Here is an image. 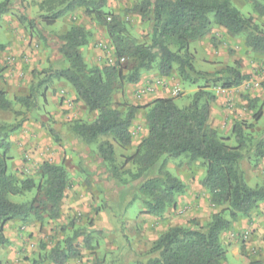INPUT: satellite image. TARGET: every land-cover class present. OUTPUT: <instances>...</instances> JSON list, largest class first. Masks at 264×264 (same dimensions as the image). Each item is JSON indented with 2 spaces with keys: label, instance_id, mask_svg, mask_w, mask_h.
Wrapping results in <instances>:
<instances>
[{
  "label": "trees",
  "instance_id": "obj_1",
  "mask_svg": "<svg viewBox=\"0 0 264 264\" xmlns=\"http://www.w3.org/2000/svg\"><path fill=\"white\" fill-rule=\"evenodd\" d=\"M248 1L254 13L264 18V1ZM106 3L107 0H43L38 3V18L46 24L78 11L92 17L105 31L116 61L103 66L87 65L80 50L89 44L91 34L81 25H72L57 37L60 61L56 68L49 66L48 74L31 85L27 96L14 100L28 112L35 107L37 90L43 84L51 80L68 84L86 111L95 114L89 123L73 122L71 133L84 145H96V156L106 167V178L120 186L116 204L119 203L121 214L133 202L139 201L143 214L161 217L167 208L174 207L185 188L182 181L169 172V161L183 157L191 163L200 162L204 175L199 185L207 192L210 203L223 209L213 213L204 225L190 220L187 226L170 227L146 253L139 255L131 251L130 255L134 264H225L227 257L221 243L222 234L240 216H248L264 202V186H248L241 169V162L250 154L256 158L264 156V131L258 138H251L245 132L244 123L236 122L231 130L236 145H227L226 139L209 126L215 96L204 87H199L191 103L182 109L173 99L163 97L142 107L124 105L123 112L115 107L113 99L122 82L137 84L144 73L152 70L167 78L175 73L181 82L190 85L200 81L205 84L221 81L223 88L236 87L245 79L244 75L235 68L221 71V77L218 72L197 71L189 45L218 27L231 38L242 37L248 50L264 57V29L244 17L233 6L232 0H136L130 12L149 26V43L138 44L129 37L120 18L112 16L107 20ZM12 6L11 0L0 2V19L11 11ZM18 22L29 28L37 26L36 19L25 15H19ZM121 61H125L124 67L120 66ZM123 68L128 69L126 74H123ZM3 70L0 66V79ZM35 74L34 78H37ZM262 103L264 105V99ZM11 109L12 102L0 90V111ZM141 110H145L146 134L132 147L131 127ZM261 117L262 112L258 110L253 119L259 121ZM26 120L28 117L23 114L20 121L0 123V246L8 243L4 231L11 221L26 222L32 218L41 221L45 214L51 220L58 218L69 184L66 169L50 162L40 166V183L31 179L18 181L8 173L10 136ZM48 133L58 140L53 129L49 128ZM101 138H110L122 148L132 147L134 152L123 157L118 167L113 144L106 139L101 141ZM127 164L133 169L119 171ZM33 190L36 196L29 202L9 200L10 196ZM77 236L75 232L63 244L52 247L48 260L52 264H66L77 258L79 253L74 246ZM31 264L39 263L32 261ZM247 264L263 263L254 259Z\"/></svg>",
  "mask_w": 264,
  "mask_h": 264
},
{
  "label": "rangeland",
  "instance_id": "obj_2",
  "mask_svg": "<svg viewBox=\"0 0 264 264\" xmlns=\"http://www.w3.org/2000/svg\"><path fill=\"white\" fill-rule=\"evenodd\" d=\"M41 1L43 0H11V11L0 19V66L4 69L0 90L12 102L11 110L0 111V123L20 121L23 114L28 117L10 136V150L7 153L9 174L18 181L31 179L40 183V166L43 162H50L66 169L69 184L58 218L51 220L45 214L41 221L32 218L26 222L15 220L7 224L4 234L8 243L0 246V264H31L32 261L52 264L48 260L51 248L57 243L63 244L75 232L79 235L74 241L79 255L66 264H134L131 251L142 255L168 228L187 226L190 220L204 225L213 213L223 208L214 207L207 192L199 185L204 175L201 163H191L180 157L168 163L169 172L181 180L185 187L174 207L167 208L161 217H153L143 214L142 204L135 201L121 214L119 203L116 204L120 186L106 178V167L96 156V145H84L71 133L73 122L89 123L94 120L95 114L86 111L68 84L60 80L43 84L37 90L35 107L31 111L26 112L22 104L15 102L16 97L27 96L31 85L48 74L49 66L56 68L60 61L57 37L72 25H81L91 34L89 44L80 50L83 51L82 56L87 65L103 66L116 61L105 31L92 17H86L82 11H78L52 24H46L38 18V3ZM135 2L136 0H107L106 16L109 19L112 16L120 18L129 37L138 44H148V24L130 12ZM232 4L244 17L264 29V18L254 13L248 0H232ZM19 15L36 19V28L20 24ZM17 42L25 47L23 51L14 50ZM99 44L106 45L109 52L99 50ZM93 50L98 54L89 57L88 52ZM189 51L193 55L197 71L211 74L218 72V77H221V71L235 68L245 79L236 87L223 88L221 81L208 84L200 81L197 85L183 83L172 73L168 77L171 87L176 86L180 92L178 96H174L170 90L164 97L173 99L175 105L182 109L191 103L198 88L204 87L205 91L215 96L209 126L217 124L218 114L222 117V121L214 129L226 139L227 145H236L231 133L236 122L244 123L248 136L258 138L264 131V57L248 50L242 37L231 38L218 27H214L202 40L191 42ZM119 64L124 67L125 61ZM127 70L123 68V74ZM35 73L37 78H34ZM144 76L150 77L147 80L149 86L161 79L155 70L144 73L142 78ZM140 89L135 84L122 82L114 94L115 107L124 112V105L144 106L148 97L145 93L138 98L136 95ZM258 110H261L262 117L255 121L253 116ZM144 113L145 110L139 112L131 127L134 141L132 147L146 134ZM49 128L56 132L58 140L50 136ZM105 139L113 144L118 167L121 166L123 157L134 152L132 147L122 148L110 138H101V141ZM126 169L133 168L127 164L119 171ZM241 169L248 186H264V156L256 158L250 154L241 162ZM35 196L36 191L33 190L10 196L9 200L13 203H25ZM103 205L105 208H102ZM234 223L231 227L235 229L233 235L240 249V256L235 257L229 253L225 264H247L256 257L264 264V258L261 259L264 257V249L258 247L264 243V202L257 210L248 216H240Z\"/></svg>",
  "mask_w": 264,
  "mask_h": 264
},
{
  "label": "crops",
  "instance_id": "obj_3",
  "mask_svg": "<svg viewBox=\"0 0 264 264\" xmlns=\"http://www.w3.org/2000/svg\"><path fill=\"white\" fill-rule=\"evenodd\" d=\"M24 49H25V47L21 46V43H18V42L16 43L15 48H14V50L16 52L20 51V50L23 51ZM82 52L83 51H81V54H82ZM97 54H98V52L96 50L88 52L89 57H95ZM144 77L145 78H142L138 84H135L137 88L144 87L147 85V80H149L150 77L149 78H148V76H144ZM159 83H160V85H158L156 87V89L152 92V94L147 95L148 101H146V103L144 105H146L147 103H150L154 99L163 98L164 96H167L166 95L167 92H169L172 89L171 84H170V79L167 77H161V79H159ZM212 113L213 112L210 113V117L212 116ZM217 118H218V121H216V123L219 124L222 121V117L218 114ZM210 120H212V117L210 118ZM217 124H212V125L210 124V127L214 128V126ZM137 143L138 142H136V145H137ZM234 231H235L234 227H231L226 233H223V235H222L223 241H221V243H222V246L224 247V249L226 251V257L229 253H231L235 257L240 256V249L236 245V241H235L236 239L234 238L235 235H233ZM258 247L261 249H264V243L259 244ZM263 258L264 257H261L262 260H263ZM256 259L258 260L259 257H256Z\"/></svg>",
  "mask_w": 264,
  "mask_h": 264
},
{
  "label": "built area",
  "instance_id": "obj_4",
  "mask_svg": "<svg viewBox=\"0 0 264 264\" xmlns=\"http://www.w3.org/2000/svg\"><path fill=\"white\" fill-rule=\"evenodd\" d=\"M108 21L110 20L109 18L107 19ZM98 48H99V50H104L105 52H109V50H108V48H107V46L106 45H103V44H99L98 46H97ZM10 62H11V60H9ZM158 85H160V83L158 82V83H156L155 85H153V86H149V85H146V86H144V87H141V89L139 90V92L137 93V97L138 98H141V96L143 95V94H151L155 89H156V87L158 86ZM179 92H180V89L179 88H177L176 86H173L172 87V89H171V93L174 95V96H178V94H179ZM136 97V98H137Z\"/></svg>",
  "mask_w": 264,
  "mask_h": 264
}]
</instances>
